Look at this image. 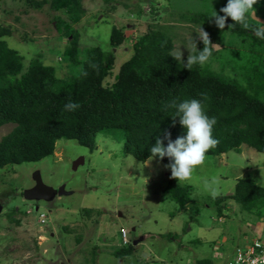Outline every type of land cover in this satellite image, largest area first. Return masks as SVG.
<instances>
[{
	"label": "rangeland",
	"instance_id": "374dc122",
	"mask_svg": "<svg viewBox=\"0 0 264 264\" xmlns=\"http://www.w3.org/2000/svg\"><path fill=\"white\" fill-rule=\"evenodd\" d=\"M150 2L156 4L153 13ZM169 2H174V9H167ZM201 3L82 0L83 17L77 24H68L78 33L80 50L113 52L117 62L131 55L129 42L150 30L167 28L173 40L172 54L179 47V62L184 66L191 51L190 37L197 48L201 41L197 31L202 27L191 20L179 21L178 13L193 17L203 12ZM56 18L69 22L64 13L52 12L49 5L36 10L19 0H0V26L10 32L1 40L23 58L24 68L39 60L65 80L68 70L62 53L68 42L62 35L65 29H56ZM258 21L264 23V19ZM113 27L125 28L126 40L116 49L109 44ZM211 69L221 71L216 59ZM13 128L12 124L1 126L0 140ZM122 145L123 140L101 134L90 153L74 141L61 140L53 156L0 169V264H224L244 245V236L252 239L257 225L264 224V206L245 211L233 200L225 202L226 209L214 203L216 197L232 196L239 179L254 180L264 188V154L242 146L217 157L205 156L189 181L177 182L170 179L167 165L151 159L144 166L147 161L124 155ZM35 172L45 186H64L71 194L51 203L25 201L23 192L34 186ZM175 186L188 188L189 202L184 206L174 200L175 191L170 189ZM207 186L220 195L213 198ZM121 229L127 233V245L122 242ZM136 241L140 242L133 246ZM123 247L128 253L117 257L114 253ZM215 254L223 260L219 262Z\"/></svg>",
	"mask_w": 264,
	"mask_h": 264
},
{
	"label": "trees",
	"instance_id": "16d2710c",
	"mask_svg": "<svg viewBox=\"0 0 264 264\" xmlns=\"http://www.w3.org/2000/svg\"><path fill=\"white\" fill-rule=\"evenodd\" d=\"M19 1L36 10L49 5L52 12L67 16L69 22L56 18L55 26L59 32L65 29L62 35L68 46L62 56L68 75L65 80L57 78L55 69L39 60L24 68L23 58L1 40L10 32L0 26V127L15 126L0 140V169L53 156L55 144L61 140L74 141L92 153L101 134L123 140L122 153L145 163L157 139L166 147L170 140L186 135L179 117H171L175 110L165 109V105L190 99L201 100L206 114L217 120L212 136L218 144L206 156L217 157L242 146L264 154V39L254 34L255 29L264 27L258 21L264 19V0L253 5L255 14L252 10L246 14L247 29L241 24L229 28L231 18L224 29L215 25L213 11L223 16L220 9L227 0H200L203 12L193 17L178 13L179 21L191 20L209 32L211 44L225 46L221 51L213 49L206 64L193 65L191 70L171 56L173 40L167 28L150 30L129 42L131 55L117 62L113 52L79 49L78 33L70 24L83 17L82 0ZM173 5L169 2L167 9H174ZM155 6L150 2L151 13ZM124 29H111V48L125 42ZM229 46L234 50H228ZM196 49H203L202 41ZM213 59L219 63V73L211 69ZM68 102L79 104V108L65 111ZM152 159L165 165L171 162L168 157ZM176 187L170 191H175L174 200L184 206L189 202L188 188ZM227 200L251 211L264 206V188L254 180L239 179L232 196L216 197L214 203L226 209ZM126 250L123 247L114 254L121 257Z\"/></svg>",
	"mask_w": 264,
	"mask_h": 264
},
{
	"label": "clouds",
	"instance_id": "9594fccd",
	"mask_svg": "<svg viewBox=\"0 0 264 264\" xmlns=\"http://www.w3.org/2000/svg\"><path fill=\"white\" fill-rule=\"evenodd\" d=\"M256 3L257 0H227L226 6L220 9L224 15L218 16L213 11L211 17L215 18V25L219 29L225 28V23L228 18H231L233 21V24L228 26L229 28L234 24H241L247 29L249 25L246 22V14L250 10L255 14L253 5ZM197 34L203 43V49L197 51L196 44L190 37L189 42L191 51L188 49L189 54L187 62L184 65V67L189 70H191L193 65L198 64L203 66L206 64L212 56L213 47L219 48L218 45L213 46L211 44L208 33L203 29L199 28ZM254 34L258 38L264 39V27L255 29ZM171 56L178 62L181 61L182 52L179 47ZM204 99L206 100L207 97L205 96ZM78 108L79 104L73 102H68L64 105L65 111H74ZM169 108L175 110L171 117L173 120L179 117V124L186 130V135L178 137L175 141L170 140L166 147L163 146L160 139H157L155 145L150 149V157L144 166H146L153 157L161 159L168 157L171 161L167 165L171 173L170 179H175L177 182H186L192 178L194 170L204 163L208 150L214 148L218 144V140L212 136V130L217 120L215 117H209L206 114L205 104L198 99L184 100L179 103L173 100L165 105V109ZM214 183L218 182L214 181ZM207 187H209L210 195L213 198L220 195L217 189L211 188V186ZM128 243L127 240V244Z\"/></svg>",
	"mask_w": 264,
	"mask_h": 264
},
{
	"label": "water",
	"instance_id": "95a60500",
	"mask_svg": "<svg viewBox=\"0 0 264 264\" xmlns=\"http://www.w3.org/2000/svg\"><path fill=\"white\" fill-rule=\"evenodd\" d=\"M213 49L217 50V48L215 47H213ZM32 180H33L34 186L23 192V198L25 201L51 203L55 200L56 197H62V196L71 194V193H66L64 191V186H61L58 189H53V188L45 186L40 178L39 172H35L33 174ZM0 210H1V207H0ZM35 210H37V208H35ZM139 242L138 241L134 242L133 246H136Z\"/></svg>",
	"mask_w": 264,
	"mask_h": 264
},
{
	"label": "built area",
	"instance_id": "2783aa9c",
	"mask_svg": "<svg viewBox=\"0 0 264 264\" xmlns=\"http://www.w3.org/2000/svg\"><path fill=\"white\" fill-rule=\"evenodd\" d=\"M120 234L123 244L126 245V231L121 229ZM224 264H264V243L254 241L245 248L236 249L235 254Z\"/></svg>",
	"mask_w": 264,
	"mask_h": 264
},
{
	"label": "crops",
	"instance_id": "0c3cea01",
	"mask_svg": "<svg viewBox=\"0 0 264 264\" xmlns=\"http://www.w3.org/2000/svg\"><path fill=\"white\" fill-rule=\"evenodd\" d=\"M227 197H230V196H227ZM257 221H259V220L258 219L257 220H254V222L252 223V225L255 224ZM260 222H263V220L260 221ZM257 226H258V228H257L256 232L253 233L254 237L252 239H247V237L244 236V245L242 247H240V248H245L246 246L250 245L254 241H260V242H263L264 243V234H263L264 231L261 232L262 229L264 230V224H260V225H257ZM235 251L232 253V255L230 256V258L235 254ZM215 258L218 259L219 262H221L223 260L222 256H221V259H220L217 254H215Z\"/></svg>",
	"mask_w": 264,
	"mask_h": 264
}]
</instances>
